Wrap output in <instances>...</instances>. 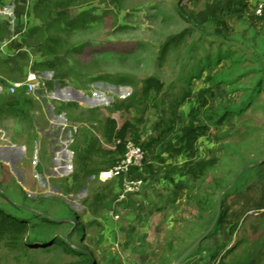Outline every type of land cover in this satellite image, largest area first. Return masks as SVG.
Segmentation results:
<instances>
[{"label": "rangeland", "instance_id": "obj_1", "mask_svg": "<svg viewBox=\"0 0 264 264\" xmlns=\"http://www.w3.org/2000/svg\"><path fill=\"white\" fill-rule=\"evenodd\" d=\"M61 1L66 18L43 6L31 12L41 56L29 73L40 81L50 72L52 87L35 93L42 105L60 100L58 87L85 98V117L68 105L71 122L60 123L74 139V169L55 175L48 163L33 176L27 156V190L0 159V208L28 223L16 241L0 240V264H174L218 207L214 230L180 264H264V21L254 12L261 0L225 6L223 26L193 20L213 0ZM203 89L211 92L200 106ZM194 109L208 130L193 151L171 156L165 148ZM108 120L134 124L139 144L153 143L142 188L118 203L123 178H99L114 159L103 137ZM158 154L163 162L152 159ZM209 160L215 164L197 179L165 176Z\"/></svg>", "mask_w": 264, "mask_h": 264}, {"label": "crops", "instance_id": "obj_2", "mask_svg": "<svg viewBox=\"0 0 264 264\" xmlns=\"http://www.w3.org/2000/svg\"><path fill=\"white\" fill-rule=\"evenodd\" d=\"M37 7L35 0H0V159L7 169H18L19 175H23V188L27 190L29 187L24 183L27 170L23 162L27 156L32 157L30 171L33 176L38 173L36 169L46 168L48 163L57 169L55 175L62 169H74L75 153L70 147L74 139L67 130V138L72 139L66 140L60 132V123L71 122L65 112L68 105L75 106L80 117H85L86 110L83 101L72 103L70 97L66 99L57 95L69 94V88H53L56 91L54 97L60 100H50L43 105L37 96L28 94L25 87L17 88L14 93L9 91L14 85L26 81L32 65L35 67L34 60L39 62L40 59L39 43L35 41L33 30L34 19L31 18L32 10ZM41 74L48 75L40 80V88L46 92L52 87L50 72L41 71ZM113 151L109 149L107 157L116 159L117 155L110 153ZM84 160L77 159L76 167L83 168L81 163ZM56 180L54 177L53 181Z\"/></svg>", "mask_w": 264, "mask_h": 264}, {"label": "trees", "instance_id": "obj_3", "mask_svg": "<svg viewBox=\"0 0 264 264\" xmlns=\"http://www.w3.org/2000/svg\"><path fill=\"white\" fill-rule=\"evenodd\" d=\"M38 6H43L48 10H52V12L59 11L57 16L65 17V13L63 10L65 9L66 4L61 0H35ZM248 0H227L224 4L223 0H213L212 2H207L205 9L198 13L197 16H194V22H197V25H202L204 22H214L216 25L223 26V20L221 19V11L225 6L228 9L234 8L235 6H239L242 9L246 8ZM246 2V3H245ZM236 10V9H234ZM263 14V13H262ZM262 16V17H261ZM259 20L264 21V15H261ZM66 18V17H65ZM65 22L69 23L67 19ZM221 29L218 28L217 34H220ZM262 88H264V81L261 82ZM145 96H149V90H145ZM211 91L209 89L200 90L198 94V102L200 106L205 105L206 97L209 95ZM199 110H191L189 113V123L182 129V134L176 136L175 141L176 144L169 143L165 148L167 153H170L171 156H178L184 152H191L194 150L195 144L197 143L200 136L205 135L208 130L207 127L200 125L198 117ZM103 137L108 144L115 145V150L110 153H115L116 159H111V167L115 164L117 157L123 156L125 152V144L129 141L135 143L140 146L143 150L145 148L146 152V160L148 159V150L152 148L153 143L150 141L147 145L140 143V134L138 129L134 124L129 122H124L123 125L118 126L114 120H108L103 127ZM116 141L119 143L116 145ZM82 159L81 157H79ZM155 161L163 162L162 156L160 154L155 155L153 158ZM146 163V161H145ZM144 163V164H145ZM215 164L214 160L209 161H201L197 162L194 165H189L186 169L174 168L171 167L168 173L165 175L166 178H170L172 175H182L187 176L190 179H197L201 176L208 168L212 167ZM149 172H152V167L149 165H145ZM143 170V169H142ZM141 170V171H142ZM138 168H133L130 170V175L134 178H140L141 173ZM6 199V198H4ZM10 211V210H9ZM9 211H5L0 208V240L9 239L10 241H16L18 237H20L24 232L28 229V223L23 222L22 218L13 217ZM78 220V219H76ZM214 230V229H213ZM206 239V238H205ZM66 248L68 246L64 245ZM83 257L86 258V262L89 263L91 260L89 256L86 254H82Z\"/></svg>", "mask_w": 264, "mask_h": 264}, {"label": "built area", "instance_id": "obj_4", "mask_svg": "<svg viewBox=\"0 0 264 264\" xmlns=\"http://www.w3.org/2000/svg\"><path fill=\"white\" fill-rule=\"evenodd\" d=\"M254 10L256 16H261L262 12L264 11V0H261L256 5ZM21 86L26 88L28 94L35 95L38 87L40 86V81L35 74L29 73L24 83L16 84L9 89L10 93H14L15 90ZM118 143L119 142L116 141V145ZM108 148L115 150V145ZM145 161L146 152L140 146L129 141L125 144V152L123 156L117 157L113 167L100 172L99 178L104 182L116 179L117 177L123 178L121 188L116 198L117 203L123 201L129 194L136 193L142 188V179L132 177L130 175V170L133 168H138L141 171ZM110 215L114 219H117V216L114 215V212H111Z\"/></svg>", "mask_w": 264, "mask_h": 264}, {"label": "water", "instance_id": "obj_5", "mask_svg": "<svg viewBox=\"0 0 264 264\" xmlns=\"http://www.w3.org/2000/svg\"><path fill=\"white\" fill-rule=\"evenodd\" d=\"M69 94H62V93H57V95L59 97H64L66 99H72V100H77V101H83L85 100V98H82V96L79 94V92H76L75 90H68ZM67 92V91H66ZM218 211H219V207L217 209V214H216V218L214 219V221L212 222V224L209 226L208 230L206 231V233L200 237L199 239H197L190 247H188L179 257L178 259L175 261L174 264H180L187 256H189L202 242L203 240L208 236V234L212 231V229L214 228V224L216 222L217 216H218Z\"/></svg>", "mask_w": 264, "mask_h": 264}]
</instances>
